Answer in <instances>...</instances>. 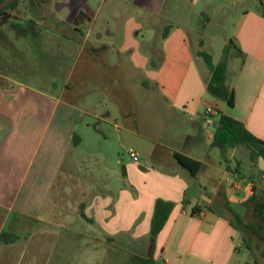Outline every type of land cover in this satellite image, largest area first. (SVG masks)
Segmentation results:
<instances>
[{"label":"crops","instance_id":"0c3cea01","mask_svg":"<svg viewBox=\"0 0 264 264\" xmlns=\"http://www.w3.org/2000/svg\"><path fill=\"white\" fill-rule=\"evenodd\" d=\"M211 1L18 0L0 11V264H101L107 245L149 264H247L227 205L263 187L264 171L244 145L211 139L222 113L264 141V0H217L233 13L224 44L241 52L225 60L233 104L217 114L204 112L210 71L198 63L209 18L198 11L194 43L185 27L188 9ZM13 65L21 79L3 82ZM86 130L124 152L121 131L136 134L148 157L117 158L111 173L101 149L77 152ZM174 153L200 163L195 176ZM156 199L171 207L150 240ZM78 237L87 249H74Z\"/></svg>","mask_w":264,"mask_h":264},{"label":"rangeland","instance_id":"374dc122","mask_svg":"<svg viewBox=\"0 0 264 264\" xmlns=\"http://www.w3.org/2000/svg\"><path fill=\"white\" fill-rule=\"evenodd\" d=\"M245 5V3H243ZM193 8V9H192ZM192 8L188 9V18H192L194 22L187 21L186 29L188 32L189 37L191 38L192 43L195 42L197 39L196 31H194V24L196 27V30L198 28H201V23H199L198 20V11L202 10V12L209 18L208 24L205 26V29L202 31H199L201 34V38H203L204 41H210L211 43H205V45L201 48L207 56L213 61V63H216L218 61L223 60L226 58L228 59L230 53L234 51L233 47H228V54L225 52V44L223 40V36L227 38L229 36V33L231 31V18H232V11L225 5H222L217 0H212L210 6L204 8L199 3L195 4ZM7 9V8H6ZM203 20V19H202ZM10 23H16L17 21L11 20ZM225 38V39H226ZM226 50V51H227ZM16 55V54H15ZM234 62V60H233ZM199 65H203V59L200 56ZM33 66V65H32ZM13 69L8 70L6 72V75H10L9 79L2 80L5 83H10L14 80L21 79L20 74L16 70V66L13 65ZM54 82H57V80H54ZM205 98L210 102L214 103L216 105L222 106L225 105L221 101L214 100L209 93L205 92ZM215 119V117H214ZM93 120V119H92ZM106 126V124H104ZM108 127V126H106ZM82 129L81 126L78 130ZM85 138L84 144H81L76 149L77 152L83 154L86 153V151L94 150L99 152L98 149H101L105 152V162L106 165H108L109 169L112 170L115 167V161L116 159H121L126 161L128 158H130L127 154V152L122 151L116 146V143L113 139H107L104 143H98L96 141L95 135H93L89 130L85 131ZM1 134V133H0ZM86 146V147H85ZM127 148V146H126ZM139 161H143L144 159L139 156ZM229 165L231 168H234L236 166L235 159H232L229 161ZM240 171L243 175L248 177L251 174V167L246 160H241L240 164ZM108 170V169H107ZM112 185H115L116 181L113 179L110 181ZM264 187V186H263ZM72 195H76L73 193ZM73 197V196H72ZM244 204V202H229L227 205V215L232 219L233 223L237 225L238 227V239L241 248H243L242 252L237 255L238 258H242V260L246 259L247 264H254V262L260 263L262 260V249L264 247V242L262 239L258 238L255 231L253 230V226L256 225L257 230L260 234L264 235V218H257L251 213V208ZM78 221L73 223L72 226L74 228L82 227L85 225L84 221L80 219L79 217ZM240 222V223H239ZM86 239L79 238L74 241V249H79L81 247L87 249V245L85 244ZM78 252V251H77ZM78 256V254H76ZM131 256L126 255V252L123 250H119L117 247H113L111 245H107L106 250V257L105 260L101 262V264H125V261L130 259Z\"/></svg>","mask_w":264,"mask_h":264},{"label":"trees","instance_id":"16d2710c","mask_svg":"<svg viewBox=\"0 0 264 264\" xmlns=\"http://www.w3.org/2000/svg\"><path fill=\"white\" fill-rule=\"evenodd\" d=\"M17 2L18 0H13L8 5L0 9V11L6 8L14 7ZM86 21L87 17L82 12H78L74 18L75 24L83 23ZM228 47H233L237 51L234 54H230L229 57L241 55L240 50L233 45V42L231 40H228L225 44V52L227 54ZM198 54L202 57L204 63L210 71V77L206 85V91L214 100L221 101L227 106H232L233 90L232 88H229L225 83L226 58L216 63H212L209 56H207L204 52H199ZM73 143H77L76 136L73 138ZM237 144L244 145L247 149H249L254 157L262 156L264 159V141L259 140L248 133L239 121L225 114L219 113L217 122L212 131L211 146L228 148ZM174 158L177 163L184 167L191 176L196 175L200 166V163L198 161L178 153H174ZM222 161H224V158H222ZM244 204L247 207H251L252 212L255 216L264 218V187L253 188L251 195L246 199ZM170 207L171 204L167 201H164L162 199L155 200L149 224L150 240L154 238L156 233L162 227L167 218ZM2 234L1 238L3 237ZM152 262L153 260L150 254H147L145 256L133 255L128 261L125 262V264H149ZM260 264H264V248L262 250V261Z\"/></svg>","mask_w":264,"mask_h":264},{"label":"water","instance_id":"95a60500","mask_svg":"<svg viewBox=\"0 0 264 264\" xmlns=\"http://www.w3.org/2000/svg\"><path fill=\"white\" fill-rule=\"evenodd\" d=\"M12 1L13 0H0V9L5 7ZM120 134L121 139L126 146L136 149L142 158L146 159L148 157V153L151 147V143L148 140L125 130H122ZM258 167L264 170V159L262 156H258ZM262 185L264 186V181Z\"/></svg>","mask_w":264,"mask_h":264},{"label":"built area","instance_id":"2783aa9c","mask_svg":"<svg viewBox=\"0 0 264 264\" xmlns=\"http://www.w3.org/2000/svg\"><path fill=\"white\" fill-rule=\"evenodd\" d=\"M204 112L207 114H217L219 112V108L216 104L208 102L205 104ZM209 131H211V129H209ZM126 152L132 160H136L140 156L139 152L136 149L129 146H127Z\"/></svg>","mask_w":264,"mask_h":264}]
</instances>
